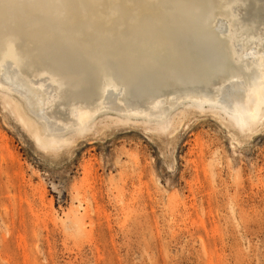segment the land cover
Instances as JSON below:
<instances>
[{
	"label": "rangeland",
	"instance_id": "374dc122",
	"mask_svg": "<svg viewBox=\"0 0 264 264\" xmlns=\"http://www.w3.org/2000/svg\"><path fill=\"white\" fill-rule=\"evenodd\" d=\"M179 14L174 48L213 61L207 23ZM90 122L46 147L0 92V264H264V104L246 124L187 99L163 126Z\"/></svg>",
	"mask_w": 264,
	"mask_h": 264
},
{
	"label": "bare ground",
	"instance_id": "6f19581e",
	"mask_svg": "<svg viewBox=\"0 0 264 264\" xmlns=\"http://www.w3.org/2000/svg\"><path fill=\"white\" fill-rule=\"evenodd\" d=\"M22 1L0 0V92L46 147L66 144L99 114L163 126L186 99L221 106L241 124L261 112L264 0H73L76 11ZM179 13L207 23L213 61L174 48ZM56 47L70 52L58 57ZM137 68L150 74L148 87Z\"/></svg>",
	"mask_w": 264,
	"mask_h": 264
}]
</instances>
